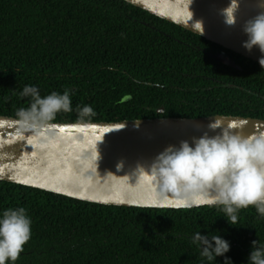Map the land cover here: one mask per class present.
<instances>
[{
    "label": "trees",
    "instance_id": "trees-1",
    "mask_svg": "<svg viewBox=\"0 0 264 264\" xmlns=\"http://www.w3.org/2000/svg\"><path fill=\"white\" fill-rule=\"evenodd\" d=\"M25 86L42 97L69 91L72 111L51 123L264 120V66L123 0H0L1 116L19 118L29 107ZM85 105L96 115L82 120ZM17 207L31 219V238L15 264H208L191 242L199 231L228 241L232 264H247L252 241L264 244V218L253 206L232 225L216 206H108L0 181V214Z\"/></svg>",
    "mask_w": 264,
    "mask_h": 264
},
{
    "label": "water",
    "instance_id": "water-1",
    "mask_svg": "<svg viewBox=\"0 0 264 264\" xmlns=\"http://www.w3.org/2000/svg\"><path fill=\"white\" fill-rule=\"evenodd\" d=\"M123 1L253 62L259 63L262 56L257 48L248 52L242 45L247 40L243 26L247 20L264 12V0H238L236 23L232 26L224 22L221 14L230 0H192L189 7L191 20L188 0ZM197 21L202 23V34L192 25ZM208 56L240 70L222 53H209ZM162 112V108L157 110L159 114ZM215 120L242 136L264 133V120L241 116L49 122L47 128L29 129L19 118L0 115V181L108 206L202 207H185L172 193L162 198L151 190L137 168L143 167L147 171L156 156L168 146L178 147L182 141L191 144L193 138L204 133L218 134L220 129L211 131L208 128ZM101 138L97 144V160L95 145ZM117 165H121L119 170ZM108 173L123 178L106 175Z\"/></svg>",
    "mask_w": 264,
    "mask_h": 264
},
{
    "label": "clouds",
    "instance_id": "clouds-1",
    "mask_svg": "<svg viewBox=\"0 0 264 264\" xmlns=\"http://www.w3.org/2000/svg\"><path fill=\"white\" fill-rule=\"evenodd\" d=\"M191 3L192 0H188L190 20ZM238 7V0H230L229 5L221 11L227 25L236 23ZM192 25L203 33L201 22ZM243 32L247 40L242 46L248 52L257 48L262 54L258 62L264 66V12L247 20ZM20 96L30 97L29 107L17 112L20 123L29 129L47 128L57 113L72 111L71 96L67 90L63 94L52 92L42 97L37 87L25 86ZM78 111L82 120L96 115L90 105ZM208 128L220 131L214 136L204 133L199 138H193L191 144L182 141L178 147L168 146L156 156L147 171L143 167L137 168L141 178L162 198L172 193L185 207H219L226 215L228 224H237L239 210L249 206H253L264 218V133L242 136L217 120ZM102 138L95 145L97 160V144ZM120 167L117 165L118 170ZM30 238L31 219L26 209L17 207L4 210L0 214V264H15ZM191 242L200 249L201 256L208 264H215L217 257H225L230 250L229 242L218 234L201 235L199 231L193 235ZM224 264H232V261L225 257ZM247 264H264V244L252 241Z\"/></svg>",
    "mask_w": 264,
    "mask_h": 264
}]
</instances>
